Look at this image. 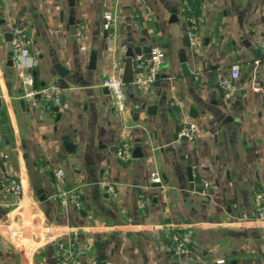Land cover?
Listing matches in <instances>:
<instances>
[{
	"label": "crops",
	"instance_id": "obj_1",
	"mask_svg": "<svg viewBox=\"0 0 264 264\" xmlns=\"http://www.w3.org/2000/svg\"><path fill=\"white\" fill-rule=\"evenodd\" d=\"M192 1L198 26L188 46L183 0H0V264H61L58 244L74 231L87 264H264L255 201L264 190V101L255 91L264 88V0ZM106 12L117 18L114 38ZM16 28L30 55L11 67L5 34ZM125 46L162 49L165 60L153 84L126 85L122 115L103 84L114 61L123 76ZM56 63L69 71L64 79ZM236 63L240 78L224 91L220 80ZM34 71L35 91L57 84L64 106L26 97L19 72ZM228 117L239 121L233 140L216 133ZM189 126L194 139L180 140ZM122 142L142 157L118 158ZM58 182L79 195L80 210L61 211ZM166 229L192 233L190 254L168 251Z\"/></svg>",
	"mask_w": 264,
	"mask_h": 264
},
{
	"label": "built area",
	"instance_id": "obj_2",
	"mask_svg": "<svg viewBox=\"0 0 264 264\" xmlns=\"http://www.w3.org/2000/svg\"><path fill=\"white\" fill-rule=\"evenodd\" d=\"M183 10L187 14L189 20V30L188 36L191 44H194L196 41V30L198 26V16L197 10L192 5L191 0H183ZM104 19L106 21V29L110 31L111 38L115 37L117 18L114 13L106 12L104 14ZM80 38L85 39V35L80 33ZM13 48L14 56L13 59L15 62H22L27 59L30 55L27 43L26 32L22 29L16 28L13 33ZM261 47L264 49V42L261 44ZM137 60L140 64L137 67L135 74L134 82L138 88L144 83L153 84L157 79L158 69L164 63L165 53L162 49H153L147 60L143 56L138 57ZM151 64L150 70L146 73V64ZM241 65L236 63L231 66V73L228 78H223L220 80V86L224 91H230L233 88L234 82L240 78ZM19 78L22 84L29 88V91L26 94V97L33 98L36 95H40V100L44 107L56 106L60 102V92L57 84L52 83L46 86L40 91L34 90V81L33 77L30 74H25L19 72ZM112 94L115 108L122 115L126 113V101H125V92L124 89L126 84L123 82L122 76L119 72V63L114 61L111 65L110 72L106 77L103 84ZM256 92L262 93L264 101V88H256ZM195 134V128L193 126L185 127L181 130L180 137L185 136L188 140H193ZM132 146L128 142H122L117 149V156L123 161H129L132 159ZM55 175L59 179H63L66 174L62 170H56ZM151 183H160V177L157 172L151 174ZM59 184V182H58ZM207 187L208 184H205ZM8 187L15 193L16 199L18 202L22 201V186L20 182L16 179H10L8 182ZM105 190L110 193H114V190L111 186H105ZM57 199L61 206L62 212H67L70 209L80 210L81 201L78 194L72 190H67L61 185H58L57 189ZM255 201L257 204L258 214L260 219L264 220V190L258 191L255 196ZM169 241H168V251L172 254L178 256H187L190 254V247L192 244V233L189 230H178V229H166ZM78 246H79V234L74 231L69 236L66 241H61L58 244V259L61 264H81L79 255H78ZM216 264H225V260H217Z\"/></svg>",
	"mask_w": 264,
	"mask_h": 264
},
{
	"label": "water",
	"instance_id": "obj_3",
	"mask_svg": "<svg viewBox=\"0 0 264 264\" xmlns=\"http://www.w3.org/2000/svg\"><path fill=\"white\" fill-rule=\"evenodd\" d=\"M76 31V30H75ZM76 33V32H75ZM5 39L8 42V51H9V56H10V60H9V66L13 67L14 66V61H13V56H14V48H13V34L12 33H7L5 34ZM188 46H190V42L188 41ZM152 51V48L150 46H147V48H144L142 46H125L124 48H122L120 50V56H119V61L122 64V68H123V82L127 85V84H132L134 82V78H135V74L137 71V67L140 64V62L137 60L138 57L143 56L144 58H146L147 60L149 59V55ZM95 62H96V54L93 53L90 57V65L89 68L90 69H94L95 68ZM53 69L56 73V75L58 77H60L61 79H64L69 71L67 69H65L64 67H62L59 63H56L53 65ZM182 74L185 76H189L191 75V72L188 70L187 65L185 63H183L182 65ZM33 81H34V90L38 89L37 86V72L34 71L33 72ZM160 78V75H157L156 79L158 80ZM46 83H42L40 85L41 89H44L46 87ZM61 86L62 88H66V84H64L63 82H61ZM220 94H221V98L225 99V95L224 92L222 90H220ZM38 98H40V95H37ZM65 104V97L61 96L60 97V106H64ZM59 108H55L54 111L58 112ZM149 112V109H148ZM194 110H192V114L191 117L196 118L197 117V112H195ZM149 114H151L149 112ZM239 125V121L237 118L234 117H228L227 119H225L221 124H220V128L219 130L216 132L217 133V137H224L226 140L230 139L233 140L235 139V134L239 131L238 128ZM175 140H178V136L175 137ZM180 140H188L187 137L185 136H181ZM70 142H67V144ZM133 157L134 158H140L142 157V152L140 151V148H136L133 151ZM187 173H188V180L191 183V188L195 187V175H194V171L192 167H188L187 168ZM161 184H157V187H160ZM202 192L201 189L197 190ZM105 198H109L108 194L104 195ZM183 257V256H180ZM81 264H87L86 263V259L82 258L80 260Z\"/></svg>",
	"mask_w": 264,
	"mask_h": 264
},
{
	"label": "trees",
	"instance_id": "obj_4",
	"mask_svg": "<svg viewBox=\"0 0 264 264\" xmlns=\"http://www.w3.org/2000/svg\"><path fill=\"white\" fill-rule=\"evenodd\" d=\"M191 3H192V5L195 7V5H194V3H193V1L191 0ZM195 9H196V7H195ZM197 10V9H196Z\"/></svg>",
	"mask_w": 264,
	"mask_h": 264
}]
</instances>
